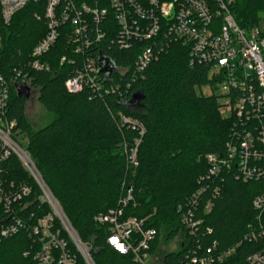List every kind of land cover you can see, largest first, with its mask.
<instances>
[{
  "label": "trees",
  "instance_id": "16d2710c",
  "mask_svg": "<svg viewBox=\"0 0 264 264\" xmlns=\"http://www.w3.org/2000/svg\"><path fill=\"white\" fill-rule=\"evenodd\" d=\"M230 8L246 29L259 26L264 17V0H231ZM45 32L43 6L35 2L18 11L8 25L0 23L2 70L7 77L20 71V80L29 83L28 87H11L5 116L15 121L14 139L29 153L82 241L92 245L96 264H140L133 253L120 254L107 244L109 227L96 219L123 206L120 201L129 189L132 199L124 207L125 216L145 219L146 227L157 230L150 255L156 253L162 238L170 241L183 233L180 249L166 253L160 264H178L188 249L198 245L201 253L211 249L215 256L234 248L214 264H249L247 256L264 249V235L244 240L248 232L259 231L264 224V216L259 221L253 206L254 198L264 192V175L245 181L236 177V164L224 168L202 200L200 209L209 197L213 207L206 214L199 210L202 225L196 236L184 227L178 210L208 175L207 156H225L228 144L240 143L243 136L237 119L221 115L217 94L197 93V88L214 85L209 67L199 61L191 65L189 48L181 41L171 40L167 45L162 40L156 47L157 58L137 74L136 60L147 42L135 41L122 48L116 38L108 36L97 42L101 52L93 53L105 89L102 93L89 88L72 93L65 82L85 56L75 53L64 36L39 58L49 64L48 70L27 65ZM63 57L66 60L61 62ZM101 60L111 63L108 72L101 70ZM26 88L37 89L38 101L53 115L39 130L32 128L26 116L28 98L20 95ZM122 116L138 120L145 128L137 166L129 159V150L140 137L139 130L123 124ZM0 169L6 190L11 184L15 189L32 187L21 206L13 204V210L27 218L28 226L35 225L50 208L39 200L34 178L14 154ZM214 186L221 187L219 196H213ZM31 213L34 217L30 219ZM8 219L12 221L10 213L0 205V225ZM69 246L77 255L76 264H85L71 241ZM38 250L37 236L29 227L22 228L0 240V264H37Z\"/></svg>",
  "mask_w": 264,
  "mask_h": 264
},
{
  "label": "built area",
  "instance_id": "2783aa9c",
  "mask_svg": "<svg viewBox=\"0 0 264 264\" xmlns=\"http://www.w3.org/2000/svg\"><path fill=\"white\" fill-rule=\"evenodd\" d=\"M30 2L42 4L46 32L33 48V59L27 65L48 70L49 64L39 58L64 36L75 53L85 56L81 67L65 82L67 90L72 93L85 88L93 93H102L105 89L99 63L93 53L101 52L97 42L108 36L116 38L122 48L132 46L135 41L147 42L136 60L137 74L157 58L156 47L162 44V40L167 45L171 40L181 41L189 48L191 65L199 61L209 67V77L215 82L207 85L211 89L208 96L218 95L221 115L237 119L243 136L240 143L228 144L225 156H207L210 164L208 175L202 177V184L186 205H179L182 224L192 236L197 235L202 225V219L198 218L199 210L206 214L213 207L209 197L200 209L212 182L221 176L224 168L236 164V177L245 181L264 175V28L260 25L251 29L241 27L231 12V0H0V23L8 25L13 16ZM163 49L161 47L160 50ZM1 57L0 39V166L8 157L16 155L34 178L40 190L39 200L47 204L50 211L35 225L28 226L26 217L14 213L13 204L20 203L21 206L32 187L21 185L15 189L11 184V188L6 190L0 180V205L12 218V221L8 219L6 224L0 225V240L29 227L30 233L39 239V250L34 257L37 264H76L77 255L72 252L70 241L85 264H96L92 245L82 241L31 156L13 137L15 121L5 116L11 87L14 84L28 87L29 83L20 80V71L7 77L2 70ZM65 60L63 57L61 62ZM121 121L139 130L140 137L129 150V159L137 166L138 146L145 128L138 120L126 116H122ZM213 192V196H219L221 187L214 186ZM131 199L132 189H129L120 201L123 206L99 214L96 219L109 227L107 244L111 248L123 255L133 253L134 260L140 264H150L149 250L157 230L146 227L145 219L125 216L124 207ZM253 206L260 221L264 216V192L254 198ZM28 217L33 218L34 213ZM263 235L264 224H261L259 231L248 232L244 240H258ZM113 239L117 241L115 244ZM201 250V245L188 249L184 253L186 258L183 257L178 264H214L231 254L234 248L218 256L213 255L211 249L206 253H201ZM247 262L264 264V249L249 254Z\"/></svg>",
  "mask_w": 264,
  "mask_h": 264
},
{
  "label": "rangeland",
  "instance_id": "374dc122",
  "mask_svg": "<svg viewBox=\"0 0 264 264\" xmlns=\"http://www.w3.org/2000/svg\"><path fill=\"white\" fill-rule=\"evenodd\" d=\"M260 26L264 28V17L262 18ZM210 91L211 89H208L207 85H204L201 88H197V93H199L200 95L208 96L210 94ZM38 96L39 91L33 88L30 91V97L28 98L26 105V116L34 130H39L45 127L50 123L53 117L52 113H50L44 107V105L38 101ZM182 234L183 233L180 232L175 239L170 241H166L162 238L156 253L149 256V263L160 264L166 253L179 250L181 247V242L183 241Z\"/></svg>",
  "mask_w": 264,
  "mask_h": 264
},
{
  "label": "water",
  "instance_id": "95a60500",
  "mask_svg": "<svg viewBox=\"0 0 264 264\" xmlns=\"http://www.w3.org/2000/svg\"><path fill=\"white\" fill-rule=\"evenodd\" d=\"M104 62L105 61L101 60V70L103 72H108L111 69L112 65L108 61H106L105 64H103ZM30 91H31L30 88L22 89L20 91V95L25 96L26 98H29L30 97Z\"/></svg>",
  "mask_w": 264,
  "mask_h": 264
},
{
  "label": "snow or ice",
  "instance_id": "6c2138e0",
  "mask_svg": "<svg viewBox=\"0 0 264 264\" xmlns=\"http://www.w3.org/2000/svg\"><path fill=\"white\" fill-rule=\"evenodd\" d=\"M117 241L115 239L112 240V243L115 244Z\"/></svg>",
  "mask_w": 264,
  "mask_h": 264
}]
</instances>
